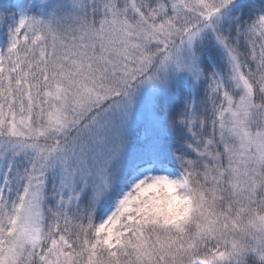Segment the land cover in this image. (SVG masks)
<instances>
[{"label":"snow or ice","instance_id":"1","mask_svg":"<svg viewBox=\"0 0 264 264\" xmlns=\"http://www.w3.org/2000/svg\"><path fill=\"white\" fill-rule=\"evenodd\" d=\"M0 264H264V0H0Z\"/></svg>","mask_w":264,"mask_h":264}]
</instances>
